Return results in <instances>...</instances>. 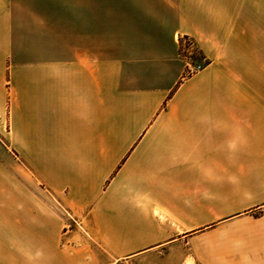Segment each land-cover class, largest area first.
Listing matches in <instances>:
<instances>
[{
    "label": "crops",
    "instance_id": "crops-1",
    "mask_svg": "<svg viewBox=\"0 0 264 264\" xmlns=\"http://www.w3.org/2000/svg\"><path fill=\"white\" fill-rule=\"evenodd\" d=\"M261 41L264 0H0V264H264Z\"/></svg>",
    "mask_w": 264,
    "mask_h": 264
},
{
    "label": "rangeland",
    "instance_id": "rangeland-1",
    "mask_svg": "<svg viewBox=\"0 0 264 264\" xmlns=\"http://www.w3.org/2000/svg\"><path fill=\"white\" fill-rule=\"evenodd\" d=\"M262 46H264V41H261ZM180 53L181 55L191 63V66L186 71V76L195 73L205 64H207L208 60L203 59V55L200 50L197 48L195 42L192 39L181 38L180 40ZM249 43H247L246 52H249ZM199 67V68H198Z\"/></svg>",
    "mask_w": 264,
    "mask_h": 264
},
{
    "label": "trees",
    "instance_id": "trees-1",
    "mask_svg": "<svg viewBox=\"0 0 264 264\" xmlns=\"http://www.w3.org/2000/svg\"><path fill=\"white\" fill-rule=\"evenodd\" d=\"M184 38L188 39L187 37H184Z\"/></svg>",
    "mask_w": 264,
    "mask_h": 264
},
{
    "label": "built area",
    "instance_id": "built-area-1",
    "mask_svg": "<svg viewBox=\"0 0 264 264\" xmlns=\"http://www.w3.org/2000/svg\"><path fill=\"white\" fill-rule=\"evenodd\" d=\"M199 68V67H198Z\"/></svg>",
    "mask_w": 264,
    "mask_h": 264
}]
</instances>
